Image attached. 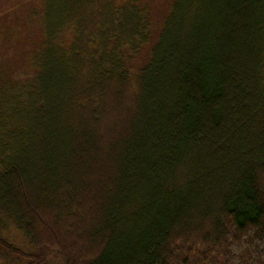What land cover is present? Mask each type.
Returning a JSON list of instances; mask_svg holds the SVG:
<instances>
[{"label": "trees", "instance_id": "trees-1", "mask_svg": "<svg viewBox=\"0 0 264 264\" xmlns=\"http://www.w3.org/2000/svg\"><path fill=\"white\" fill-rule=\"evenodd\" d=\"M23 2L0 264H264V0Z\"/></svg>", "mask_w": 264, "mask_h": 264}, {"label": "rangeland", "instance_id": "rangeland-1", "mask_svg": "<svg viewBox=\"0 0 264 264\" xmlns=\"http://www.w3.org/2000/svg\"><path fill=\"white\" fill-rule=\"evenodd\" d=\"M19 0H0V53H2V50H5V47L8 46L11 47V53L14 49V45H16L18 42L16 40H19V36L22 37V31L21 28L23 27L24 20L22 15H17L15 12V9L17 10L16 6L23 7L25 2L16 4V2ZM8 11V13L13 14L11 19L4 20V12ZM8 31H10V34L8 35ZM12 39L9 41V37ZM12 42L13 45L10 43Z\"/></svg>", "mask_w": 264, "mask_h": 264}]
</instances>
